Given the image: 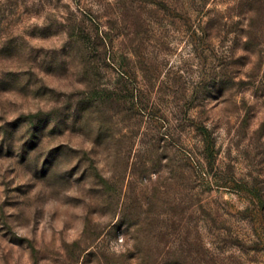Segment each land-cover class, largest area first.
Segmentation results:
<instances>
[{
	"label": "rangeland",
	"instance_id": "obj_1",
	"mask_svg": "<svg viewBox=\"0 0 264 264\" xmlns=\"http://www.w3.org/2000/svg\"><path fill=\"white\" fill-rule=\"evenodd\" d=\"M193 121L264 188V0H0V264H264Z\"/></svg>",
	"mask_w": 264,
	"mask_h": 264
},
{
	"label": "trees",
	"instance_id": "obj_2",
	"mask_svg": "<svg viewBox=\"0 0 264 264\" xmlns=\"http://www.w3.org/2000/svg\"><path fill=\"white\" fill-rule=\"evenodd\" d=\"M165 5L164 3H161ZM51 20V18H50ZM53 22L48 21L46 25L42 28L44 35H50L49 31L53 27ZM58 23V22H56ZM62 24L58 23V28L55 33H58L61 30ZM69 38L74 40L77 38V35L74 31L69 33ZM219 83V87H218ZM222 85H225L224 82H217L210 84L207 87L208 94H212L216 87L217 91L224 88ZM193 127L195 128L197 134L200 136L203 150H202V159L206 163L204 166L202 162H195L194 158H189V162L193 165V168L199 167L202 168L201 172L206 176H214L215 182L214 184L218 187H224L231 190H236L242 198H245L249 201L248 206L241 211V216L248 220L251 224L254 234L257 237H264V188L259 187L257 183H249L244 179H236L234 175L227 173L221 176L219 174L217 167L218 160V149L216 147V138L213 136V131L208 126L204 125L201 122L193 121ZM192 156V155H190ZM234 245L237 247H242L243 242L241 240H236Z\"/></svg>",
	"mask_w": 264,
	"mask_h": 264
}]
</instances>
